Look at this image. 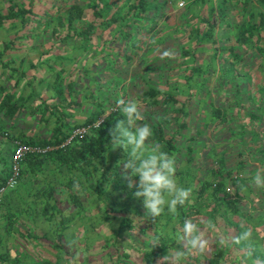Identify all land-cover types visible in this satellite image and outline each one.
Returning <instances> with one entry per match:
<instances>
[{
	"label": "trees",
	"instance_id": "1",
	"mask_svg": "<svg viewBox=\"0 0 264 264\" xmlns=\"http://www.w3.org/2000/svg\"><path fill=\"white\" fill-rule=\"evenodd\" d=\"M166 1L84 0L82 3L79 0L70 1L63 7L55 6L53 13L48 14L49 20L45 19L43 22L42 28H47L52 21H55L53 25L51 23V31L53 33L57 31L58 26L63 28L64 33L60 37L61 40L77 37L81 41L78 43L71 42V47L75 48L78 46V49L84 50L90 48L97 52L99 56H105L109 52L104 51V46L102 47L98 44L99 41L94 42L92 39L93 42H88L91 41L92 34L96 31L105 30L112 24H115L117 26V33H120L122 39H127L130 37V32L123 29V26L127 25L126 23L129 20L143 18L149 10L157 13L159 7ZM208 1L192 0L194 4H197L198 8L204 4L206 7L205 13L198 15L201 17L197 21H191L186 26L188 36L191 37L192 35L195 39V44L202 41L213 43L210 58L216 59L217 72L221 70L223 74L219 73V75L223 77L225 75L230 82H234L237 77H243L248 82L252 80L251 73L256 69L251 67V63L245 64V61H243L242 52L245 51L244 53L252 58L251 62L255 64V67L257 66L260 73L262 74L263 72V80L257 91L259 93L257 100L258 103L260 101L264 103V45L259 43V40H262L264 43V0H237L239 5L236 7L241 11V16L238 19L231 17L230 11L235 6L232 0H217L214 4ZM87 9L90 10L88 18L85 17L88 12ZM34 13L32 10V0H28L26 5L18 3L15 0H8L6 10L0 11V25L3 21L12 19H18L23 24V27L26 22L31 20L35 21L34 24H37L36 22L39 21L38 16ZM152 22L153 20H150L148 26H151ZM218 26L221 28L223 34H231L233 41H225L229 35L221 36L219 39L221 41L215 44L214 42L218 38ZM222 28H225L224 31ZM129 42L132 48L129 49L130 52L128 54H125L120 59L122 62L130 60L132 54L141 49L145 41L141 37H135V40L129 39ZM242 44L245 45V50L243 49L240 52L237 48L243 47ZM11 45L16 44L7 42L3 44L0 50L1 66L8 67L6 62L1 59V55ZM44 56L53 60L56 57L60 59L64 58L69 62L74 59L72 54H49L48 50ZM210 68L212 69L213 66H210ZM211 69L210 71L213 70ZM236 69L242 72L235 73ZM10 70L13 71L14 68H10ZM230 70L232 74L229 73ZM192 71L196 73L202 72V68L200 65L194 68L190 67L189 72L192 73ZM248 71L250 72L248 73ZM61 72L60 70H56L52 81L49 83L58 101L51 104L47 103L45 99L39 98L36 106L46 122L51 120L50 136L47 138L38 137L23 140L30 144H49L50 148L42 153H26L21 158L19 162L20 174L17 182L19 184L24 175H29L31 183L36 182L32 195L35 199L37 197H43V199L40 205L34 199H31L29 202L39 208V215L43 217L45 215L46 219L53 220V224L49 223L52 234L48 235L47 232L41 230L40 232H35L33 228L36 226L29 224V222H24V232H22L21 230L23 229H20L13 219L18 224L22 220L6 215L0 224L2 228L0 238L3 234H7L8 236L19 235L24 241L25 247L18 252H13L12 255L9 250L1 251L0 264H28L29 262L31 264H75L77 256L73 253L70 254V251L65 249L68 241L63 238V230L71 224V220L73 221L78 218L79 221L81 220V231H84V226H87L84 220L89 221L92 215L97 214H102V219L107 226L106 228L111 233L101 234L103 237V250L107 254L106 257H111L110 253L114 254L111 257L110 264H159V258L165 255L168 249L177 248L184 250L182 245L177 244L175 240L176 234L186 218H205L206 215L201 216L198 213L203 211V208L205 210L207 204L210 205L209 210L211 211L208 214L209 218L216 222L222 219L224 226L231 229L232 234L240 231L242 223L252 227L248 219H245V216H250L247 215L248 213H245V216H243V221L232 219L234 214H238L237 201L230 198V194L225 190L224 184L219 180L216 182H211L207 179L196 180L194 183L196 185L194 186L193 184L191 186L190 203L184 206H177L176 216L168 213L166 208L164 217L160 216L155 220L146 217V209L143 207L142 200L133 195L135 189H129L127 186L124 174L125 170L123 168V163L127 159V152L122 147L113 149V145L110 143V130L118 121L126 119L118 107L105 113L97 125L90 126L82 137H74L70 142L60 145L74 126L85 122H92L104 110V107L99 102H96L83 120L69 121L70 115L65 110V105L70 102L72 104L75 100L71 95L66 100L63 92L64 88L71 92L74 82L68 81L64 85L61 81ZM219 84L221 85L223 82ZM159 96L161 105L175 104L173 105V111L167 113H172L173 115H164V117L147 124L151 126L153 131L151 140L160 144L162 150L173 156L175 151L178 150L175 137L181 135V130L188 126L186 118L189 111L186 110L185 103L179 101V97L170 92L160 91L150 85L146 86L140 92V95L135 97V100L141 105H153L158 102ZM249 97L252 98L251 95ZM208 100L210 101L208 112L212 116V119H217L215 126H224L225 123L231 122L234 117L240 114L239 111L234 110V112H237L234 115V112L223 102L214 104L211 98ZM63 101L66 102L63 103ZM177 102L178 104H176ZM174 111L179 114V119H175L176 115H174ZM243 115L248 118V121H240V128H238L241 130L251 126L249 131H247V135H255L257 139L253 140L254 143L249 142L248 144L250 147L258 149L259 155L263 147L261 143H264V124L261 131L254 130L252 122L260 119V116L253 110H249L243 113ZM172 120L174 121V127L171 133H167L164 123L165 121L170 123ZM228 129L230 128L228 127ZM0 132L1 134L5 132L2 125H0ZM243 133L244 131L238 132L239 135ZM238 134L236 131H229L228 137L231 138ZM250 136L249 138L252 139ZM190 150L191 146L187 145L186 153L188 154ZM239 155H241V152L238 151ZM239 160L242 161V158H239ZM5 165L7 168L8 162H5ZM45 168H48L47 170L50 172L62 171L61 178L52 182L48 176H41L40 173ZM186 169L187 166L185 165L183 170L185 171ZM6 174L7 172L5 171L4 177ZM4 177L0 176V184ZM135 179H138V177ZM17 183L13 188L18 185ZM47 207H49V211ZM28 212L29 210L27 214ZM133 216H136L135 220ZM140 219L144 220L139 222ZM115 220L116 226L111 227V223ZM134 221H137L138 231L142 235L135 245L131 243L133 247L130 250L119 244L118 237L122 236L124 232L130 239H134L135 235H132V229L135 225ZM255 232L258 233V230H255ZM91 238L86 232H82L80 236H76L73 240L76 245L79 241L78 246H82L84 251H89V247L85 246V243L87 245ZM155 239H158L160 244L153 248V241ZM43 244H48L49 250L54 253L53 256L39 258L29 253L30 248L45 247ZM130 252L135 255L134 259H137L136 263L133 261L134 259H131ZM242 254L243 249L239 245L225 249L216 247L210 254L205 256H188L184 264H237ZM22 255L26 259H22ZM86 258H88V254L83 256V261L80 262L82 264H92L91 262H85Z\"/></svg>",
	"mask_w": 264,
	"mask_h": 264
},
{
	"label": "rangeland",
	"instance_id": "2",
	"mask_svg": "<svg viewBox=\"0 0 264 264\" xmlns=\"http://www.w3.org/2000/svg\"><path fill=\"white\" fill-rule=\"evenodd\" d=\"M15 1L25 5L28 2V0ZM70 1L75 0H32V10L39 20L36 22L37 24H34L35 21L31 20L26 22L23 27L18 19H12L5 20L0 25V39H12L13 43H18H16L18 53L12 48L9 49L11 58L19 61L20 55L25 53L27 55L25 59L35 60L40 64L39 68L28 67L26 70H22L27 78H31L32 84H35L41 96L46 98L47 103L53 104L58 101L49 83L52 81L56 70H60L62 71L61 81L64 85L68 81L74 82L71 92L67 91L66 88L63 92L66 100L70 95L75 100L74 103L70 104V102L65 105V110L70 115L69 121L83 120L96 102L104 107V110L97 116L102 118L105 113L117 107L118 99H124L126 102L136 101L135 97L139 96L140 92L148 85L179 97V101L185 103L189 115L186 118L188 126L181 130V135L175 137L178 150L175 151L172 157L175 159V176L178 184L185 188H191L199 179H207L211 182L221 181L225 190L230 194V198L237 201L238 214H234L232 219L243 221V216L248 213L247 215L250 216H245V219H248L254 230H258V233L254 232V235L264 236V190L256 189L254 186H249L245 192H241L239 189L240 184H249L258 168H264V143H261L263 147L258 155L259 150L250 147L248 144L249 142L254 143L253 140L257 139L255 135H247V131L251 126L239 130L240 121H248L243 113L249 110L255 111L260 116V119L252 122L254 130L261 131L264 124V103H261V101L258 103L257 100L259 94L257 91L263 80V72L261 74L257 66L255 67V64L251 62L252 58L247 56L248 54H245V51L242 52L245 45L242 44L243 47L240 46L237 49L242 52L245 64L251 63V67L256 69L251 73L252 80L248 82L243 77H237L234 82H230L225 75L224 77L219 75V73H223L219 69V72H217L216 59L210 58L213 43L202 41L195 44L192 35L189 37L187 34L186 26L191 21H197L201 17L198 15L205 13L206 5L204 4L198 8L192 0H167L159 7L157 13L149 10L143 18L129 20L126 23L127 25L123 26V29L130 32V37L127 39L121 38L120 33H117L115 24L92 34L91 41L88 42L99 41L98 44L104 46V51L109 52L105 56H99L97 52L90 48L84 50L78 49V46H76L77 50H75L74 47L70 46V43H78L81 40L77 37L61 40L60 37L64 33L63 28L58 26L57 31L54 33L51 31V23L53 25L55 21H52L47 28H42L43 22L45 19L49 20L48 14L53 13L55 6L63 7ZM79 1L82 3L84 0ZM179 1L183 3V7L179 6ZM209 1L214 4L217 0ZM232 1L235 6L230 11L231 17L238 19L241 16V11L236 7L239 3L237 0ZM253 5L257 6L256 4ZM7 6L8 0H0V11H5ZM87 11L86 18L90 16V10L87 9ZM149 19L153 20L151 26H148ZM224 29L222 28L223 31ZM221 36H228L227 39L224 38L226 42L233 41L232 35L223 34L218 26V38L216 37L215 44L221 41L219 40ZM135 37L144 39L145 42L142 48L132 54L127 62L120 61L132 48L129 39L135 40ZM259 43L264 45L262 40H259ZM45 48L46 50H44ZM47 50L49 54H72L74 59L69 62L64 58L56 57L55 60L47 58L44 56ZM163 50L173 51L174 57L161 59ZM47 63H50V66L46 67ZM197 65H200L202 72L192 71L190 73L189 68H194ZM210 66H213V70ZM236 70L235 73L242 72L239 69ZM229 73L232 74V71L230 70ZM4 79L8 80L10 84L12 83L10 79H7V76H4ZM20 82L22 83V80ZM221 82L223 84L220 85ZM248 95H251L252 98ZM209 98L212 99L214 104L223 102L232 112L234 110L240 112L231 122L225 123L230 129L225 125L219 127L213 124L212 116L208 112L210 108ZM173 105H161L160 96L156 104H140L144 119L137 123L147 124L164 117V115H173L172 113L167 114L173 111ZM173 113L176 115L175 119L180 118L177 112L174 111ZM236 113L233 114L236 115ZM50 123L51 120L45 122L38 119L37 116L31 122L22 117V125L30 126L31 129L41 135L50 130ZM164 127L167 133H171L174 121L172 120L170 123L165 121ZM229 131H236L237 134L244 131V133L234 135L228 139ZM187 145L191 146L188 154L186 153ZM238 151L241 152L239 156ZM239 158H242V161L244 159L245 165L243 168L242 165L237 166V162L240 161ZM185 165L187 169L184 171ZM47 169L45 168L40 175L48 176L52 182L61 178L62 171L50 172ZM237 178L240 180L235 181ZM35 184L36 182L31 183L29 175H24L19 185L16 186L17 188L8 191L6 194L7 201L1 206L0 210H6L5 216L8 215L12 218L14 216V218L21 219L22 222L18 221L19 224L16 220L13 219V221L20 229H23L22 232H24V222H29V224L36 226L33 228L35 232L41 230L51 235L52 230L49 223L53 224V220L46 219L45 215L44 217L39 215V208L29 202L33 196L32 192L35 190ZM33 199L40 205L41 200ZM209 209L210 205L207 204L205 210L203 208V211L198 214L201 216L206 215L205 218H209L208 214L211 213ZM47 210L49 211V207H47ZM194 214L196 215V213ZM164 215L163 213L161 217H164ZM5 216H1L0 213V224ZM133 217L135 220L136 216ZM102 218V214H97L92 215L91 219L87 220L88 222L84 220V223L87 224L86 227L84 226V231H81V220L79 221L77 218L71 220V224L63 230V238L68 241L65 249L69 250L70 254L73 253L77 256L75 264H82L80 261H83V256L87 254L88 258L85 259V262H91L92 264L111 263V257L114 254L110 253L112 256L106 257L107 254L103 250V237L101 235L111 233L106 228L107 226ZM141 220L144 219H140L139 222ZM220 220L217 223L222 231L226 234H232L231 229L225 227L222 219ZM134 223L132 229V235H135L134 239H130L124 232L122 236L118 237L119 244L130 250L133 247L131 243L135 245L142 235L138 231L137 221H134ZM115 224L116 220L111 223V227H115ZM1 231L2 228L0 227ZM82 232H86L87 235L93 238V240L90 239V242L88 241L87 245L85 243V246L89 247V251H84L82 246H78L79 241L78 243L76 241V245L73 240L76 236H80ZM98 235L99 237H97ZM43 245L45 247L30 248L29 253L39 258L53 256L54 253L49 250L48 244ZM24 247V241L19 235L8 236L3 234L0 238V252L9 250L12 255L13 252H18ZM130 256L131 259L135 258L132 252H130ZM22 259H26L24 255H22ZM133 261L136 263L137 259Z\"/></svg>",
	"mask_w": 264,
	"mask_h": 264
},
{
	"label": "clouds",
	"instance_id": "3",
	"mask_svg": "<svg viewBox=\"0 0 264 264\" xmlns=\"http://www.w3.org/2000/svg\"><path fill=\"white\" fill-rule=\"evenodd\" d=\"M173 57V51L163 50L161 59ZM117 107L126 119L118 121L110 130V143L113 149L122 147L127 152L123 168L128 188L135 189L133 195L142 200L146 217L155 220L166 208L176 216L177 206L190 203L192 189L178 184L175 159L151 140V126L137 123L144 119L140 104L118 99ZM249 186L264 190V168H258L249 184H240L239 189L245 192ZM254 232L253 227L242 223L239 232L226 234L211 218H186L175 237L184 250L168 249L159 258V264H184L188 256H205L216 247L225 249L235 245L243 249L237 264H264V236ZM158 244L159 240L155 239L153 248Z\"/></svg>",
	"mask_w": 264,
	"mask_h": 264
},
{
	"label": "crops",
	"instance_id": "4",
	"mask_svg": "<svg viewBox=\"0 0 264 264\" xmlns=\"http://www.w3.org/2000/svg\"><path fill=\"white\" fill-rule=\"evenodd\" d=\"M10 40L0 39V50L3 44L7 42H11L12 44L17 43V42L13 43L12 39ZM17 44L9 46L8 49L7 50L5 49L1 55V59L4 62H6L8 66V67H4L0 65V125H2V128L5 130V132L3 133L4 135L1 134L0 132V176L3 177H4V172L5 171L8 172L7 171L8 166L6 168L5 162H8L9 159V153L12 147L11 139L16 138L24 142L23 140L32 139V138H38V137L47 138L51 134V130H49L47 132H44L43 135H41L37 131L31 129L30 126L22 125V117L31 122V120H33V118L37 116L38 119L46 122V120L43 119L42 115L36 108L39 98L45 99V101L46 98L41 96V94L38 92V88L35 87V84H32L31 78H27L23 71L26 70L28 67L39 68L40 64H38V62H36L35 60L31 61V59H25L27 58V55H25V53H22L20 55L19 61L15 60L14 58H11V53L9 49L12 48L14 49V51H16V53H18ZM44 50H46V48ZM48 66H50V63H47L46 67ZM10 68H14V70L11 71ZM4 76H7V79H10L12 83L10 84L8 80L6 81L4 79ZM20 80H22V83L20 82ZM216 120L217 119L212 120L214 125L216 123ZM37 144L42 145L39 143ZM240 165H242L243 168L245 162L243 161L237 162V166ZM239 180H240L239 178L235 179V181H239ZM12 189L13 187L6 188L1 194L0 209L1 206H3L7 201L6 194L8 193V191ZM33 198L34 196H32L31 199ZM36 199L42 201L43 197H37ZM0 213L1 216H5L7 212L6 210H0Z\"/></svg>",
	"mask_w": 264,
	"mask_h": 264
},
{
	"label": "built area",
	"instance_id": "5",
	"mask_svg": "<svg viewBox=\"0 0 264 264\" xmlns=\"http://www.w3.org/2000/svg\"><path fill=\"white\" fill-rule=\"evenodd\" d=\"M181 4V2H178ZM100 117L92 122L82 123L74 126L67 136L63 139L60 145L70 142L74 137H82L90 126H95L100 121ZM50 148L49 144L38 145L22 142L16 138L12 139V147L8 160V172L4 178V181L0 184V197L6 188L14 187L18 182L20 174L19 162L26 153H42Z\"/></svg>",
	"mask_w": 264,
	"mask_h": 264
}]
</instances>
